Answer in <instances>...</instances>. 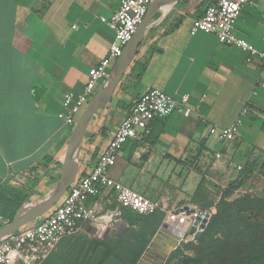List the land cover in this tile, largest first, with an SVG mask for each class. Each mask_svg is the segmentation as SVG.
Segmentation results:
<instances>
[{"label":"crops","instance_id":"crops-1","mask_svg":"<svg viewBox=\"0 0 264 264\" xmlns=\"http://www.w3.org/2000/svg\"><path fill=\"white\" fill-rule=\"evenodd\" d=\"M215 1L179 0L159 6L150 16L110 99L87 124L79 172L92 169L139 96L154 88L174 98L188 94L193 112L150 120L143 134L123 143L107 169L110 178L170 208L200 210L214 204L247 166L250 177L233 193L256 181V170L264 164V70L257 56L248 61L245 52L219 42L214 33H190L192 21ZM119 2L0 0V186L22 190L29 200L46 194L60 179L75 124H65L57 115L64 109L63 94L81 92L90 70L106 56L113 32L101 16L110 17ZM234 35L264 52V0H249L242 7ZM244 105L249 113L235 136L218 140L209 133L211 126L231 123ZM61 199L28 215L21 227L41 221ZM85 203L95 208L98 219L81 221L66 235L70 241L76 237L86 244L102 241L128 228L126 211L112 191L88 196ZM204 212L208 217L212 211ZM159 216L150 245L156 250L148 263L160 258L167 242L184 232L181 226L164 224L163 214ZM184 238L180 242L188 239ZM68 249V242L61 241L39 261L16 257L12 264H41Z\"/></svg>","mask_w":264,"mask_h":264},{"label":"built area","instance_id":"built-area-1","mask_svg":"<svg viewBox=\"0 0 264 264\" xmlns=\"http://www.w3.org/2000/svg\"><path fill=\"white\" fill-rule=\"evenodd\" d=\"M151 1L120 0L117 10L110 17L101 16V20L112 30L113 38L106 56L90 70L82 91L78 93L67 91L63 94L64 109L57 115L65 124L75 123L76 115L85 108L98 82L108 76L111 62L116 61L124 46L132 39ZM248 1L216 0L207 6L200 17L192 21L190 33L197 31L214 33L219 42L236 46L245 52L248 61L257 56L264 70V52L234 35L235 20ZM261 85L264 87V83ZM188 100V94L174 98L154 88L142 93L130 113L121 120L92 169L71 183L57 207L38 223L20 227L14 235L0 243V264H12L16 257H22L25 261L26 258L39 261L64 236L76 231L81 221L96 222L97 212L94 207L87 206L85 200L88 196H98L103 191H112L116 202L123 208L144 215L163 214L164 224L185 226V230L190 227L195 231L200 230L204 221L208 219L205 210L183 206L170 208L164 201L150 200L107 175V169L113 164L123 143L143 134L147 130L148 122L154 117H165L172 112L190 116L193 110ZM248 111V106L244 105L231 123L211 126L209 133L215 135L218 140L232 138L243 124V117L249 113ZM215 156H219V153ZM2 222L7 223L8 220Z\"/></svg>","mask_w":264,"mask_h":264},{"label":"trees","instance_id":"trees-1","mask_svg":"<svg viewBox=\"0 0 264 264\" xmlns=\"http://www.w3.org/2000/svg\"><path fill=\"white\" fill-rule=\"evenodd\" d=\"M262 129L264 130V120ZM246 170L228 183L214 204L204 208L208 211H211L209 210L210 207L213 208L200 236V241L204 245L213 241L220 242L221 239L216 235L220 234L224 237L228 228L247 232L249 228L257 230L263 227L264 221H249L244 212L251 210L258 214L264 213V197H253L245 193L234 200H228L233 191L242 186L244 181L250 177L251 169L249 166L246 167ZM82 175L83 173L79 172L76 179ZM27 197L28 194L22 190L6 184L0 186V227L3 225V220H11L15 209ZM124 209L129 226L122 235L102 241H89L88 244L84 239L76 237L70 241L69 236H64L59 242L66 240L69 249L54 260L51 256V258H45L41 264H136L150 238L156 232L160 223V216L157 213L144 215L127 208ZM190 244L191 242H182L181 246H178L170 254L168 262L174 261L173 264L194 263L197 256L184 253L190 248ZM247 264H264V255L261 260L257 256L251 258Z\"/></svg>","mask_w":264,"mask_h":264},{"label":"water","instance_id":"water-1","mask_svg":"<svg viewBox=\"0 0 264 264\" xmlns=\"http://www.w3.org/2000/svg\"><path fill=\"white\" fill-rule=\"evenodd\" d=\"M177 1L179 0L151 1L146 14L144 15L141 22L138 24L132 39L129 42H127V44L124 46L120 56L115 61L113 69L110 71L108 76L101 83L100 87L89 99L85 108L82 110L81 114L77 118L74 124L71 140L69 143L67 162L60 179L55 184V186L51 190H49L46 194L35 199L24 200L15 209L11 220L0 227V243L5 241L12 235H14V233L22 226V224L25 221V218L28 215H30L34 211L43 210L53 205L55 202L61 199L62 196L65 194V192L68 190L69 186L75 180V178L79 173V161H80L79 154L83 142L84 132L90 118L99 108L100 105H102L103 103H105L107 100L110 99L116 85L118 84L120 78L125 73L129 63L131 62L136 52L137 46L140 44L142 40V37L145 32V26L150 16H152L155 13L156 9L159 6L166 3H173ZM202 210H204V208H202ZM209 217L210 215L208 216V219ZM208 219L204 221L201 230L195 231L193 227H190L185 231V226H181V229H183L184 232L180 233L178 239L182 240L187 235H193L194 240H196L200 235V233L202 232V230L205 228ZM95 229L96 228H93L92 230L96 231ZM159 234L160 233L157 232L155 236H158ZM106 236L107 233L105 231L103 232L102 237L106 238ZM151 244H152V240L149 241L148 245L144 249L143 253L139 257L136 264H144L143 263L144 261L149 260V257H151L152 253H154V250H156L155 247L153 248V250H151L150 248ZM172 245L173 243L167 242V246L164 249L165 251L161 256L162 260L160 264L165 263L169 254L175 248V246Z\"/></svg>","mask_w":264,"mask_h":264},{"label":"flooded vegetation","instance_id":"flooded-vegetation-1","mask_svg":"<svg viewBox=\"0 0 264 264\" xmlns=\"http://www.w3.org/2000/svg\"><path fill=\"white\" fill-rule=\"evenodd\" d=\"M259 221H264V218ZM201 234L202 232L196 240L191 242L190 248L184 251L187 254L186 252L190 250L193 252L192 256H197V260L192 264H247L251 258L257 256L261 260L264 255V225L257 230L249 228L247 232L228 228L224 237L220 234L216 235L221 239L220 242L213 241L206 245L200 241ZM168 258L164 264L174 262H168ZM161 260L160 257L152 264H160Z\"/></svg>","mask_w":264,"mask_h":264},{"label":"rangeland","instance_id":"rangeland-1","mask_svg":"<svg viewBox=\"0 0 264 264\" xmlns=\"http://www.w3.org/2000/svg\"><path fill=\"white\" fill-rule=\"evenodd\" d=\"M256 175H257V179H256V181L254 183H252L249 187H245V186L241 187V189H239V191L231 194L228 197V200H234V199L242 196V194H245V193H248V194H250L253 197H262L263 198L264 197V164L262 166H260L256 170ZM244 183H245V181H244ZM217 195H218V191H216L215 199H217ZM211 211H213V210H211ZM244 214H245V216L247 217V219L249 221L261 220L263 218V216H264L263 214H258V213L253 212V211H245ZM186 238H188V239L186 241H184V242H193V240H194V236L193 235H187V236H185L184 239H186ZM152 241H153V238H152ZM180 241L181 240H179V239H176L175 241H172V243H173L172 246H175L176 248L178 246H181L183 241L182 242H180ZM152 243H154V242H152ZM62 252H64V251H62ZM186 253L189 254V255L193 254V252L190 251V250L187 251ZM152 262L153 261H151L150 264H152ZM56 263H58V262L56 261ZM173 263L174 262H170L169 264H173ZM144 264H148V262H145Z\"/></svg>","mask_w":264,"mask_h":264}]
</instances>
